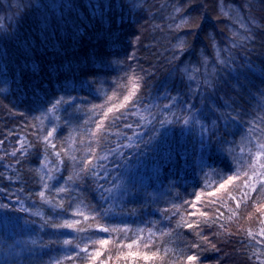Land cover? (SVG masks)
I'll return each instance as SVG.
<instances>
[{"label":"trees","instance_id":"1","mask_svg":"<svg viewBox=\"0 0 264 264\" xmlns=\"http://www.w3.org/2000/svg\"><path fill=\"white\" fill-rule=\"evenodd\" d=\"M261 145L264 0H0V264H264Z\"/></svg>","mask_w":264,"mask_h":264},{"label":"snow or ice","instance_id":"2","mask_svg":"<svg viewBox=\"0 0 264 264\" xmlns=\"http://www.w3.org/2000/svg\"><path fill=\"white\" fill-rule=\"evenodd\" d=\"M262 148H264V145H261ZM261 167H264V165H261ZM69 179H71V177H69ZM60 191H64V189H60ZM45 195L44 192H41L40 193V196L43 197ZM62 227H72L73 225L72 224H65V225H61ZM191 226V225H189ZM104 231H108V229H104ZM66 243H70V241H66ZM101 243H106V241H101ZM190 259H194V258H190Z\"/></svg>","mask_w":264,"mask_h":264},{"label":"rangeland","instance_id":"3","mask_svg":"<svg viewBox=\"0 0 264 264\" xmlns=\"http://www.w3.org/2000/svg\"><path fill=\"white\" fill-rule=\"evenodd\" d=\"M80 213H81V214L79 215V217H78V218L76 217L74 220H71V222H73V223H78V222H80L81 220H83V217H82V215H83L82 213H83V212L80 211ZM84 214H85V213H84ZM83 216H86V215H83ZM94 248H95V247H94Z\"/></svg>","mask_w":264,"mask_h":264}]
</instances>
